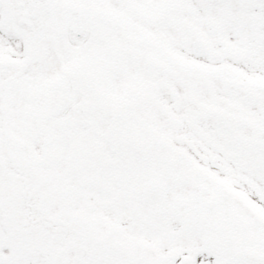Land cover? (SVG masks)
<instances>
[{
  "label": "snow or ice",
  "instance_id": "1",
  "mask_svg": "<svg viewBox=\"0 0 264 264\" xmlns=\"http://www.w3.org/2000/svg\"><path fill=\"white\" fill-rule=\"evenodd\" d=\"M0 264H264V0H0Z\"/></svg>",
  "mask_w": 264,
  "mask_h": 264
}]
</instances>
